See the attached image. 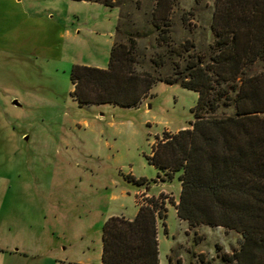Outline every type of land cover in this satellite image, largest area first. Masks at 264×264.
Instances as JSON below:
<instances>
[{
	"label": "rangeland",
	"instance_id": "obj_1",
	"mask_svg": "<svg viewBox=\"0 0 264 264\" xmlns=\"http://www.w3.org/2000/svg\"><path fill=\"white\" fill-rule=\"evenodd\" d=\"M213 1L173 0L169 41L190 38L205 50ZM114 4L0 0V246L17 247L30 263L49 264L54 256L96 263L106 216H132L138 196L162 192L167 232L159 221V264L168 254L172 264H201L199 253L216 264L220 252L238 247L241 234L179 219L169 202L178 197V180H157L159 171L145 158L162 130L189 125L197 93L156 81L131 107L79 106L70 95L72 63L106 66L117 16V38L129 30L147 55L164 51L149 22L154 0ZM171 58L160 73L171 71ZM127 173L149 184L139 187Z\"/></svg>",
	"mask_w": 264,
	"mask_h": 264
},
{
	"label": "trees",
	"instance_id": "obj_2",
	"mask_svg": "<svg viewBox=\"0 0 264 264\" xmlns=\"http://www.w3.org/2000/svg\"><path fill=\"white\" fill-rule=\"evenodd\" d=\"M85 1L115 5L114 0ZM172 5L173 0H154L149 16L154 43L164 51L147 55L129 30L117 38V16L106 66L72 63L70 95L79 106L131 107L149 95L156 81L194 90L189 125L162 130L145 158L159 171L157 178L178 180V197L169 202L179 219L241 234L238 247L220 252L216 264H264V0H214L205 50L190 38L169 41ZM171 55V71L160 73ZM124 177L149 184L142 176ZM165 198L162 192L146 196L136 200L131 219L114 214L103 221L102 264H159L157 223L166 233ZM198 259L210 264L200 253ZM167 264H172L171 254Z\"/></svg>",
	"mask_w": 264,
	"mask_h": 264
},
{
	"label": "crops",
	"instance_id": "obj_3",
	"mask_svg": "<svg viewBox=\"0 0 264 264\" xmlns=\"http://www.w3.org/2000/svg\"><path fill=\"white\" fill-rule=\"evenodd\" d=\"M112 42H113V40H112ZM111 44H110V46H111ZM84 64H88V63H84ZM90 65H95L98 67H105V66H101V65H97V64H90ZM115 105H117V104H115ZM134 177H136V176H134ZM156 179H157V177H156ZM157 180L153 181L152 184L158 185L160 182H157ZM138 186L140 187L141 185H138ZM179 188H180V185L178 182V187H177L178 192H179ZM137 208H138V205H136V211H137ZM136 211L134 212V214L132 216H125L123 213H110L106 216V218L110 215L118 214V215H123L126 218L131 219L135 215ZM157 239H158V235H157ZM101 247H102V241H101ZM23 254H26V253L21 252L17 247H13L12 245L0 246V264H37L38 263V262H31L30 263V261L25 259V256L23 257ZM158 258H159V253H158ZM48 259H49V264H74V263L102 264V262H101V249L99 252V261L96 263L83 262L80 260L70 259L68 257H58V256L48 257ZM159 263H160V259H159Z\"/></svg>",
	"mask_w": 264,
	"mask_h": 264
},
{
	"label": "built area",
	"instance_id": "obj_4",
	"mask_svg": "<svg viewBox=\"0 0 264 264\" xmlns=\"http://www.w3.org/2000/svg\"><path fill=\"white\" fill-rule=\"evenodd\" d=\"M143 200H144V199L142 198V196H138V198H137V201H138V202H143Z\"/></svg>",
	"mask_w": 264,
	"mask_h": 264
},
{
	"label": "water",
	"instance_id": "obj_5",
	"mask_svg": "<svg viewBox=\"0 0 264 264\" xmlns=\"http://www.w3.org/2000/svg\"><path fill=\"white\" fill-rule=\"evenodd\" d=\"M13 103H16L17 104V101L16 100H13Z\"/></svg>",
	"mask_w": 264,
	"mask_h": 264
}]
</instances>
